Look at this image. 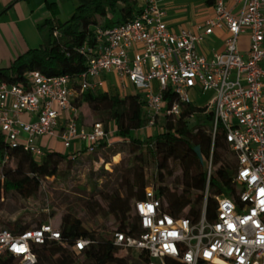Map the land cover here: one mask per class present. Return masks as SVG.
I'll return each mask as SVG.
<instances>
[{"label": "built area", "instance_id": "1", "mask_svg": "<svg viewBox=\"0 0 264 264\" xmlns=\"http://www.w3.org/2000/svg\"><path fill=\"white\" fill-rule=\"evenodd\" d=\"M143 1L130 21L98 32L100 42L75 79L31 70L25 84L0 81L4 142L35 157L48 148L39 144L42 137L76 155L110 145L111 130L101 121L80 124L72 103L84 91L101 89L105 75H112L119 90L131 85L140 93L144 125L138 131L144 134L164 131L165 120L210 93L201 106L212 112V135L222 131L235 155L233 193L214 197L210 219L207 181L200 214L192 219L175 216L154 185L145 187L143 197L131 203L137 229L112 232L115 254L131 250L138 258L145 255V264H264V0H214L210 15L192 29L168 25L159 0ZM216 30L225 33L223 49L207 56L199 47ZM24 114L31 118L24 120ZM192 118L194 113L187 117ZM49 241L65 245L51 220L22 232L0 227V258L11 254L19 264H35L33 246ZM89 243L76 239L69 249L79 254Z\"/></svg>", "mask_w": 264, "mask_h": 264}, {"label": "trees", "instance_id": "2", "mask_svg": "<svg viewBox=\"0 0 264 264\" xmlns=\"http://www.w3.org/2000/svg\"><path fill=\"white\" fill-rule=\"evenodd\" d=\"M68 1L76 3L71 15L64 21L46 20L47 34L43 42L13 59L8 67L0 68V81L25 84L27 73L31 70H39L47 76L66 74L75 79L85 69L89 55L100 42L98 32L130 21L144 4L143 0ZM204 4L211 8L214 0H204ZM72 103L78 109L81 103H85L105 127L109 120H113L120 139L128 142L134 163H144L145 157L154 163L156 194L164 198L168 209L175 216L198 218L207 181L206 213L210 219L214 217L216 209L214 197L233 193L236 158L224 140L222 131L217 130L212 135L210 126L213 115L211 111H206L205 106L194 103L184 106L180 115L162 123L164 131L142 139L132 135V132L138 131L144 125L140 93L120 95L117 89L84 91L74 97ZM79 113L81 115L80 109ZM191 113H194V118L187 119ZM120 151L114 141H111L110 145L102 143L94 152L87 154L100 152L99 158L108 163ZM82 153L76 155L74 151L66 153L46 148L42 155L35 157L20 148L8 147L0 133V162L5 160L2 166L4 179L0 182V198L12 192L24 199L33 196L39 191L43 179L58 176L62 160L69 164L80 159ZM32 160L36 161L31 166ZM10 161H15V168L8 167ZM209 164L211 172L208 176ZM176 170L180 171V175L173 178L172 181L177 182L171 189L164 181L170 179ZM119 179L120 187L116 186L110 193L103 195L102 200L118 228L124 231L129 228L132 232L137 229V225L130 214L131 203L124 198L122 190L139 186V179L133 176V170L128 174L122 172ZM143 195L144 190L136 199ZM85 206L92 216H96L103 209L96 200L87 201ZM35 221L33 227L46 222V218L38 217ZM58 225L65 245L57 241L34 245L35 264H145L147 260L145 255L137 260L117 256L112 236L98 237L70 212L62 215ZM33 227L14 222L9 229L22 232ZM76 239L90 240L88 246L79 254H74L69 249ZM15 259L18 260L13 255L6 254L0 258V264H15Z\"/></svg>", "mask_w": 264, "mask_h": 264}, {"label": "rangeland", "instance_id": "3", "mask_svg": "<svg viewBox=\"0 0 264 264\" xmlns=\"http://www.w3.org/2000/svg\"><path fill=\"white\" fill-rule=\"evenodd\" d=\"M75 5L76 3L73 4V10L70 9L69 12L74 11ZM168 11L176 20L175 22H180V26H183V23H189L190 19L200 18L208 10L204 6V0H180ZM118 92L120 95H125L136 92V90L129 85L125 90L118 89ZM209 97L210 93L197 95L194 97V104H205ZM79 109L83 124L87 125L100 119L91 112L85 103H81ZM106 125V128L111 130L109 138L114 141L116 148L121 149L115 157L110 158V162L104 163L103 159L99 158L101 157L100 152L93 154L83 152L80 159L69 164L66 160H62L58 176L43 179L39 191L33 196L24 199L15 192L4 194L0 198V227L9 228L14 222L33 227L36 224L35 219L38 217H45L46 221L51 220L58 224L62 215L70 212L81 219L83 225L98 237H111L112 232L118 228V224L107 213L102 197L110 193L116 186L120 187L119 175L124 171L128 174L130 170H133V176L139 179V186L122 190L124 198L129 199L130 203L142 195L145 187L151 185L156 187L157 183L153 180L154 163L147 157L144 158L142 164L134 163L133 153L129 151L128 142H123L120 139L116 133L114 121L109 120ZM156 129H149L145 134L135 131L132 132V135L145 139L149 135L155 134ZM46 147H56L62 152L67 150L59 146L58 141L52 145L47 143ZM35 161H30V165L32 166ZM8 167L15 168V161H10ZM179 175L180 171L176 170L170 179L164 181V184L173 189L177 181L172 180ZM90 200H96L102 205V211L96 216H92L86 209V202ZM120 255L129 260L139 259L131 250L122 251ZM14 263L19 264L16 259Z\"/></svg>", "mask_w": 264, "mask_h": 264}, {"label": "crops", "instance_id": "4", "mask_svg": "<svg viewBox=\"0 0 264 264\" xmlns=\"http://www.w3.org/2000/svg\"><path fill=\"white\" fill-rule=\"evenodd\" d=\"M179 1L159 0L160 6L166 12L165 21L174 28L188 27L192 29L196 22L202 21L206 16L210 15V8L204 4L208 10L205 14L200 18L190 19L189 23L186 22L183 23V26H180V22L176 23V20H174L170 11H168ZM73 4H75V1L68 0H0V68L8 67L13 59L26 52L29 48L38 47L46 38L47 27L45 26V21L48 19L66 20L73 12H69L70 9L73 10ZM224 37L225 33L223 31L216 30L200 45V51L209 56L213 50H222ZM246 41V36H242L240 39L242 48L246 47ZM104 78L105 82L99 91H107L110 89L118 90L116 88V81L112 75H105ZM80 117L81 115L79 113V123L86 125L81 123ZM22 118L27 120L31 117L24 114ZM56 141L42 137L39 140V144L46 147L47 143L52 145ZM59 146L62 145L59 143ZM53 149L60 151L56 147ZM65 152L72 153L73 149L68 148Z\"/></svg>", "mask_w": 264, "mask_h": 264}]
</instances>
